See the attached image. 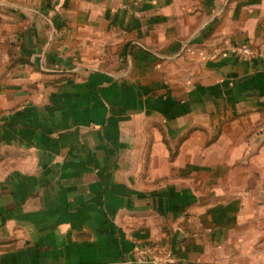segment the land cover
Here are the masks:
<instances>
[{"label":"crops","instance_id":"obj_1","mask_svg":"<svg viewBox=\"0 0 264 264\" xmlns=\"http://www.w3.org/2000/svg\"><path fill=\"white\" fill-rule=\"evenodd\" d=\"M2 159L0 264H264V0H0Z\"/></svg>","mask_w":264,"mask_h":264},{"label":"built area","instance_id":"obj_2","mask_svg":"<svg viewBox=\"0 0 264 264\" xmlns=\"http://www.w3.org/2000/svg\"><path fill=\"white\" fill-rule=\"evenodd\" d=\"M223 54H230L239 60H251L256 57V50L249 44H236L227 52L217 50L210 58H216ZM133 260L136 264H173L174 253L166 245L152 243L137 246L133 251Z\"/></svg>","mask_w":264,"mask_h":264},{"label":"rangeland","instance_id":"obj_3","mask_svg":"<svg viewBox=\"0 0 264 264\" xmlns=\"http://www.w3.org/2000/svg\"><path fill=\"white\" fill-rule=\"evenodd\" d=\"M8 170V163L4 162V159L0 162V171Z\"/></svg>","mask_w":264,"mask_h":264}]
</instances>
